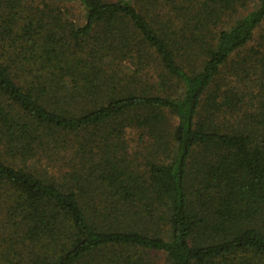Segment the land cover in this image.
<instances>
[{"label":"trees","instance_id":"16d2710c","mask_svg":"<svg viewBox=\"0 0 264 264\" xmlns=\"http://www.w3.org/2000/svg\"><path fill=\"white\" fill-rule=\"evenodd\" d=\"M0 264H264V0H0Z\"/></svg>","mask_w":264,"mask_h":264},{"label":"rangeland","instance_id":"374dc122","mask_svg":"<svg viewBox=\"0 0 264 264\" xmlns=\"http://www.w3.org/2000/svg\"><path fill=\"white\" fill-rule=\"evenodd\" d=\"M75 20L78 21V22L80 21V20H77V18H76ZM80 22H81V21H80Z\"/></svg>","mask_w":264,"mask_h":264}]
</instances>
